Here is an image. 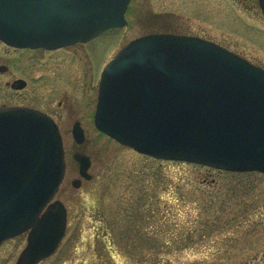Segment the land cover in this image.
I'll list each match as a JSON object with an SVG mask.
<instances>
[{
	"label": "rangeland",
	"instance_id": "374dc122",
	"mask_svg": "<svg viewBox=\"0 0 264 264\" xmlns=\"http://www.w3.org/2000/svg\"><path fill=\"white\" fill-rule=\"evenodd\" d=\"M125 17L119 29L53 51L0 41V66H6L0 105L49 114L64 148L65 173L54 198L67 210L65 234L37 264H264L263 172L223 177L214 168L155 159L93 124L102 69L149 30L199 35L264 67L259 7L254 0H131ZM19 78L26 84L11 87ZM75 120L86 133L79 147L70 132ZM75 149L91 158V178L78 187L71 184L78 177ZM25 243V232L4 240L0 264H15Z\"/></svg>",
	"mask_w": 264,
	"mask_h": 264
},
{
	"label": "water",
	"instance_id": "95a60500",
	"mask_svg": "<svg viewBox=\"0 0 264 264\" xmlns=\"http://www.w3.org/2000/svg\"><path fill=\"white\" fill-rule=\"evenodd\" d=\"M257 1L264 16V0ZM128 2L0 0V39L48 49L86 41L125 25ZM24 85L22 79L11 83ZM94 124L155 158L264 172V70L201 37L139 36L103 68ZM73 135L83 140L77 123ZM73 157L80 176L90 179L88 156ZM64 172L62 140L53 119L31 107H0V243L27 231L15 264H36L61 241L66 208L50 200ZM72 185L78 187L80 179Z\"/></svg>",
	"mask_w": 264,
	"mask_h": 264
},
{
	"label": "flooded vegetation",
	"instance_id": "af4514ba",
	"mask_svg": "<svg viewBox=\"0 0 264 264\" xmlns=\"http://www.w3.org/2000/svg\"><path fill=\"white\" fill-rule=\"evenodd\" d=\"M149 32L151 33V32H171V33H181V32H177V31H175V30H172V29H161V28H159V29H152V30H149ZM149 32H147V33H149ZM87 42H89V41H87ZM87 42H78V43H75V44H73V45H76V44H81V45H84L85 43H87ZM67 47V46H66ZM15 48V47H14ZM62 48H65V47H61V48H57V49H62ZM21 49H32V48H21ZM35 49H42V50H46V51H53V50H57V49H53V50H47V49H44V48H35ZM260 65V64H259ZM261 67H263L262 65H260ZM264 68V67H263ZM19 79H22V78H19ZM17 89H20V88H17ZM75 122H78L80 125H81V123L78 121V120H75L74 122H73V124H75ZM72 124V125H73ZM81 127H82V125H81ZM83 128V127H82ZM83 131H84V141H85V130H84V128H83ZM70 132H71V135H72V126H71V130H70ZM72 139H73V137H72ZM84 141L81 143V144H83L84 143ZM73 142H74V144H73V146L74 147H79V146H81L80 144H78V143H76L74 140H73ZM76 152H80V153H84V154H86L85 152H83L82 150H80V149H75L73 152H72V156H73V154L74 153H76ZM88 155V154H87ZM89 156V155H88ZM90 157V156H89ZM73 158V157H72ZM91 159V158H90ZM74 162H75V165H76V171H77V173H78V168H79V165H78V163L74 160Z\"/></svg>",
	"mask_w": 264,
	"mask_h": 264
},
{
	"label": "trees",
	"instance_id": "16d2710c",
	"mask_svg": "<svg viewBox=\"0 0 264 264\" xmlns=\"http://www.w3.org/2000/svg\"><path fill=\"white\" fill-rule=\"evenodd\" d=\"M218 171H220L219 173H220V175L222 174L223 177H227V176L230 175V174L238 175V174H250V173H255V172H241V173H238V172H230V171H224V170H218ZM214 230H217V229H214ZM191 233L193 234L194 231H191ZM201 235H202V236H205L206 234H205V235L201 234ZM187 238L189 239V242L192 240V238L190 237V235L187 236Z\"/></svg>",
	"mask_w": 264,
	"mask_h": 264
}]
</instances>
